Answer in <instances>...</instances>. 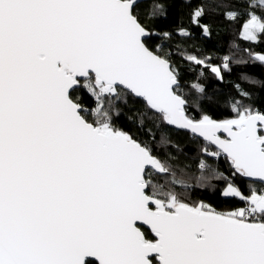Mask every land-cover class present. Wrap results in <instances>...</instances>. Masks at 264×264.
<instances>
[{"label":"snow or ice","instance_id":"obj_1","mask_svg":"<svg viewBox=\"0 0 264 264\" xmlns=\"http://www.w3.org/2000/svg\"><path fill=\"white\" fill-rule=\"evenodd\" d=\"M142 3L0 0V264H264V80L242 73L250 89L210 94L206 72L223 82L248 61L182 53L197 72L186 85L165 41L193 33L147 26ZM175 3L205 38L204 17L221 16L264 67V0ZM170 10L152 0L146 18ZM166 128L202 141L199 154L223 157L235 179L204 158L189 175ZM211 178L229 210L193 199Z\"/></svg>","mask_w":264,"mask_h":264},{"label":"trees","instance_id":"obj_2","mask_svg":"<svg viewBox=\"0 0 264 264\" xmlns=\"http://www.w3.org/2000/svg\"><path fill=\"white\" fill-rule=\"evenodd\" d=\"M161 2L166 3V6L171 9L166 18L158 20L147 19L146 17L152 7V2H143L142 8L140 9L141 20L147 26L154 28L155 30L175 32L178 25H183L193 33V36L188 39L174 35L171 40L165 41L168 48L173 52V63L182 73V76L186 81V85L194 82L193 78L197 76V72L190 70L187 62L182 59V53L194 54L201 58L209 57L210 62L216 65H221L223 57L226 55L231 56L233 61L240 59L248 61V63L243 65L232 63V70L230 72L226 71L223 73V82L217 80L210 72H206V76L201 78L199 82L206 87L210 94H223V96L236 95L234 87L236 84H240L241 87L245 89H250V85L240 78V74L242 73L256 79L264 80V67L252 63L248 53L244 51V49L249 47H252L255 52H260L262 49L260 47H256L255 45L250 46L247 42L241 41L235 30L229 27L223 21L221 16L209 14L204 17L203 22L209 24L212 29L211 37L205 38L199 34V28H195L191 25L189 19L191 12L190 8L182 7L181 5L175 3V0H161ZM199 2L200 0H192L193 6ZM234 44L237 47H233ZM254 91L259 95L260 99H264V91H260L259 88H256ZM78 95V102L81 103L84 108L89 109L90 111L95 107V100L87 93L86 90H82ZM259 102L260 100H257V103ZM133 110L134 109L126 108L125 113L130 115ZM217 111L222 115V117L227 114V108L223 105H221ZM119 123L120 126H123L125 130L132 132L134 135L143 136V133H141L136 126L127 121L124 116L120 118ZM162 130H166L169 133L170 139L174 143L179 144L183 149V153L178 154L179 159L175 163L179 164L180 167L187 165L188 168L186 171L189 175H192L193 177H198L200 175L198 162L199 159L204 158L217 173H223L224 176L229 177V179H235L230 176V169L223 157L217 160L212 157H202V155L199 154L198 150L203 143L202 141L194 140L184 131H177L172 128ZM157 135H159V133H157ZM184 178L187 179V177ZM190 182L195 184V179L193 178ZM206 185L207 186L202 188H194V192L201 195H194L193 199L204 198V202L210 203L217 211L229 210L231 205L224 202V198L217 197L215 195V192L223 187L224 181L211 178L206 181Z\"/></svg>","mask_w":264,"mask_h":264},{"label":"water","instance_id":"obj_3","mask_svg":"<svg viewBox=\"0 0 264 264\" xmlns=\"http://www.w3.org/2000/svg\"><path fill=\"white\" fill-rule=\"evenodd\" d=\"M143 2H152V0H143ZM185 132V131H184ZM187 133V132H186ZM190 136H191V134L190 133H188Z\"/></svg>","mask_w":264,"mask_h":264}]
</instances>
